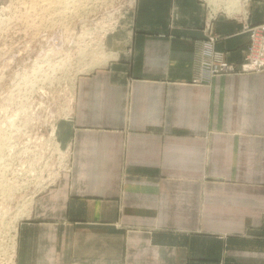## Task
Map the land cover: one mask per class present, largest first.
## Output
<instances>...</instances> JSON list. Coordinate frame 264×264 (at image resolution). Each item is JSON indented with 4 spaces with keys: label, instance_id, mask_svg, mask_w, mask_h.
Segmentation results:
<instances>
[{
    "label": "crops",
    "instance_id": "obj_1",
    "mask_svg": "<svg viewBox=\"0 0 264 264\" xmlns=\"http://www.w3.org/2000/svg\"><path fill=\"white\" fill-rule=\"evenodd\" d=\"M247 22H264L250 0ZM202 0H136L77 76L58 137L70 172L16 230L15 264H264V69L201 75ZM244 18L215 50L239 67Z\"/></svg>",
    "mask_w": 264,
    "mask_h": 264
},
{
    "label": "rangeland",
    "instance_id": "obj_2",
    "mask_svg": "<svg viewBox=\"0 0 264 264\" xmlns=\"http://www.w3.org/2000/svg\"><path fill=\"white\" fill-rule=\"evenodd\" d=\"M29 4L28 0H0V6L9 11L2 16L0 10V264H15V229L26 218L22 216L23 204L53 185L64 167L63 156L58 162V151L62 148L58 130L67 121L77 76L105 64L99 56L104 53L98 54L100 50L95 48L100 28L104 27L102 21L80 40L77 34L82 24L79 28L75 23L72 27L64 24L73 28V33L65 38L68 28L63 24L50 26L45 19L49 21L53 13L44 9L39 12L45 4L40 2L35 9ZM74 7L67 14L77 11L80 15L82 11ZM217 8L225 11L222 5ZM126 11L122 12L124 18L117 30L103 40L107 52V38L128 24L129 11ZM23 35L29 40L22 41ZM82 51H88L86 59L81 58ZM53 163H58V168Z\"/></svg>",
    "mask_w": 264,
    "mask_h": 264
},
{
    "label": "built area",
    "instance_id": "obj_3",
    "mask_svg": "<svg viewBox=\"0 0 264 264\" xmlns=\"http://www.w3.org/2000/svg\"><path fill=\"white\" fill-rule=\"evenodd\" d=\"M129 1L130 2L128 3L127 0H82L84 7L82 9L81 14L78 15L77 13L76 14L65 13L63 19L64 24H69L72 27V23H75V26L79 28L82 23H85L88 26L89 24H91L93 26L97 24L99 21H102L104 25V27H102V31L105 33L103 38L104 40L106 39L109 33L113 34L120 26L121 19L124 18L122 12L128 10L130 13L131 10L133 9L136 0H129ZM202 1L206 5V13L204 17L205 20L204 32L206 34V39L203 42L202 50H201L200 79L205 80L211 76H217L221 74H234L237 72L239 73L257 72L263 70L264 69V22L259 25H252L247 22V16L249 13L248 10L246 9V6L250 0H241L244 3L243 9L245 11L243 14L237 12L228 14L227 12L221 9L213 7V5L211 6L207 0H202ZM8 5L9 3L7 4V7ZM218 5L223 6V4L220 2H218ZM2 7L3 6L1 5L0 10H2V16H7L9 12L8 10H5L7 9V7L4 8ZM3 9L5 11H3ZM5 12H7V14H5ZM220 14H224L226 16L233 18H244V16L246 17L244 21L243 30L247 32L249 35V44L246 55L244 57V61L239 67L226 61L225 55L215 50L214 46L218 39V35L214 33V22ZM91 15L92 17H89ZM45 32L43 33L42 36L45 35ZM53 38L54 35L50 39ZM27 40H29V38L23 35L22 41H27ZM70 105H71L70 110L69 112H67L68 114L66 119L67 121L72 120L73 99ZM58 155H59L58 162L59 160L62 159L61 156L65 158L64 167L60 170L61 173L60 174L59 172L57 173L59 177L64 173L70 172V147L68 146L64 149L61 148V152L58 151ZM57 164L58 163L56 164L53 163V166L57 167Z\"/></svg>",
    "mask_w": 264,
    "mask_h": 264
},
{
    "label": "bare ground",
    "instance_id": "obj_4",
    "mask_svg": "<svg viewBox=\"0 0 264 264\" xmlns=\"http://www.w3.org/2000/svg\"><path fill=\"white\" fill-rule=\"evenodd\" d=\"M28 1H30V7H32V9H35V8H38V7H36V5L37 4H39L40 2L41 3H43V4H45L44 6L45 7H43V6H41L40 8H42V10H40V8H39V12L41 13V11H43V9L45 10V12L47 11V12H50V13H53L52 14V16H54L53 18H49V21H47V19H45L46 20V22H49V25L50 26H52V25H56V24H63L64 25V13H67V11H73V9H75V7H74V5H76V7L79 9V10H81L82 11V9H83V2L82 1H80V0H28ZM208 1V3H210V5L212 6L213 5V7H215V8H217V6H218V2H220V3H222L223 4V7H224V9H225V11L228 13V14H231V13H233V12H237V13H240V14H243L244 13V9H243V6H244V3L241 1V0H207ZM37 2H39V3H37ZM75 2V3H74ZM72 3V4H71ZM39 6H40V4H39ZM46 6H49V7H46ZM74 7L73 9H72V7ZM76 8V10H78ZM72 9V10H71ZM223 10V9H222ZM31 11V10H30ZM36 11V10H35ZM69 11V12H70ZM34 12V11H33ZM33 12L31 13V14H33ZM44 12V13H45ZM46 12V13H47ZM74 12H75V10H74ZM77 12V11H76ZM75 12V13H76ZM37 14H38V12H36ZM36 13H35V16H37L36 15ZM39 13V14H40ZM49 13V14H50ZM72 13V12H71ZM29 16V15H28ZM27 16V17H28ZM33 16V15H32ZM34 16V17H35ZM40 16H41V14H40ZM50 16V15H49ZM61 16V17H60ZM30 17V16H29ZM44 17H45V15H44ZM32 18V17H31ZM48 18V17H47ZM24 19H25V17H24ZM23 19V20H24ZM37 19H38V16H37ZM42 20H43V17L41 18ZM27 20V19H26ZM33 20H35V19H33ZM33 20H30V21H32L33 22ZM32 22H31V24H32ZM40 22H41V25H42V21L40 20ZM40 22H39V24H40ZM59 22V23H58ZM27 23H28V20H27ZM35 23V22H34ZM43 23L44 24H47V23H45L44 21H43ZM31 24H29L30 26H33V25H31ZM36 24H37V21H36ZM35 24V25H36ZM39 24H37V26L39 25ZM41 25H39V26H41ZM68 25V24H67ZM67 25H64V27H66V28H68L67 29V31H66V29H65V38H68L72 33H73V28L71 29V28H69ZM98 25H100V24H98ZM98 25H96V26H98ZM47 26V25H46ZM42 27V26H41ZM102 27L103 26H101V28H100V32H99V34H101V36L98 38V40L97 41H95V44H96V50L98 49V50H100V52H98V54H101L102 52L104 53V54H102V55H99L100 57L102 56L103 57V60H104V62L106 63V61L108 60V59H111L112 58V56H113V54H109V52H107V51H105L104 49H105V46H104V44H103V38H104V35H105V33L102 31ZM94 30H96V27L95 26H93V27H91V28H88V27H86V24H84V23H82V26H81V28H80V31H79V33L77 34V39L78 40H80V39H84L85 38V35L86 34H88V32H93ZM64 43L66 44V41H64ZM53 49L54 48H49V51H53ZM54 51H55V49H54ZM92 53V51H89V53ZM97 53H95V55H96ZM81 58H84V57H86V56H88V51H82L81 52ZM90 56V58H91V55H89ZM93 58V57H92ZM98 58V57H97ZM96 58V59H97ZM84 59H86V58H84ZM96 59H94L95 61H96ZM93 60V59H92ZM98 60V59H97ZM101 60V59H100ZM85 61V60H84ZM91 61V60H90ZM90 61H88V62H90ZM102 61V60H101ZM97 62V61H96ZM83 65V64H82ZM87 65V64H86ZM99 65V64H98ZM71 102V101H70ZM26 202V201H25ZM32 202H33V197H29V200L25 203V204H23V210H24V213L22 214V216H24V217H26V216H28L29 215V212H30V207H31V205H32ZM28 205V206H27ZM27 208V209H26ZM22 210V209H21ZM22 210V211H23ZM14 228H15V226H14ZM16 230H17V228L15 229V232H16ZM13 249H15L14 247H13ZM15 252V251H14Z\"/></svg>",
    "mask_w": 264,
    "mask_h": 264
}]
</instances>
